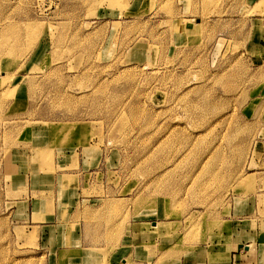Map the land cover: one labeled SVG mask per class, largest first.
I'll use <instances>...</instances> for the list:
<instances>
[{
	"label": "rangeland",
	"instance_id": "rangeland-1",
	"mask_svg": "<svg viewBox=\"0 0 264 264\" xmlns=\"http://www.w3.org/2000/svg\"><path fill=\"white\" fill-rule=\"evenodd\" d=\"M201 234L264 256V0H0V264Z\"/></svg>",
	"mask_w": 264,
	"mask_h": 264
},
{
	"label": "crops",
	"instance_id": "crops-1",
	"mask_svg": "<svg viewBox=\"0 0 264 264\" xmlns=\"http://www.w3.org/2000/svg\"><path fill=\"white\" fill-rule=\"evenodd\" d=\"M137 228L141 229L145 222H138ZM196 244H187L190 251L181 256L164 259V263L170 264H264L262 246L247 241H236L232 235L227 239L219 238L216 242L210 240V236L201 234ZM205 239V240H204ZM227 239V240H226ZM204 240V241H202ZM160 244V243H159ZM199 251V252H198ZM158 254L151 257V261L139 257H132L130 264H159ZM144 256V255H142ZM167 259L170 260L167 262Z\"/></svg>",
	"mask_w": 264,
	"mask_h": 264
},
{
	"label": "bare ground",
	"instance_id": "bare-ground-1",
	"mask_svg": "<svg viewBox=\"0 0 264 264\" xmlns=\"http://www.w3.org/2000/svg\"><path fill=\"white\" fill-rule=\"evenodd\" d=\"M30 30V29H29Z\"/></svg>",
	"mask_w": 264,
	"mask_h": 264
}]
</instances>
